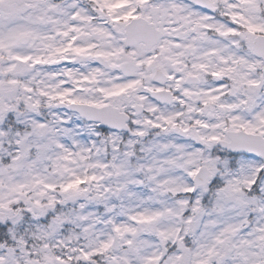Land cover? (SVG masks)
I'll return each mask as SVG.
<instances>
[{
	"label": "snow or ice",
	"instance_id": "6c2138e0",
	"mask_svg": "<svg viewBox=\"0 0 264 264\" xmlns=\"http://www.w3.org/2000/svg\"><path fill=\"white\" fill-rule=\"evenodd\" d=\"M0 264H264V0H0Z\"/></svg>",
	"mask_w": 264,
	"mask_h": 264
}]
</instances>
